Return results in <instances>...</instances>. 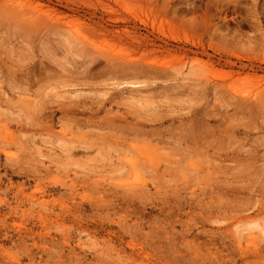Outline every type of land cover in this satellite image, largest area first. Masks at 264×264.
<instances>
[{
    "label": "rangeland",
    "instance_id": "1",
    "mask_svg": "<svg viewBox=\"0 0 264 264\" xmlns=\"http://www.w3.org/2000/svg\"><path fill=\"white\" fill-rule=\"evenodd\" d=\"M0 264H264V0H0Z\"/></svg>",
    "mask_w": 264,
    "mask_h": 264
},
{
    "label": "bare ground",
    "instance_id": "2",
    "mask_svg": "<svg viewBox=\"0 0 264 264\" xmlns=\"http://www.w3.org/2000/svg\"><path fill=\"white\" fill-rule=\"evenodd\" d=\"M43 5V4H42ZM38 7V6H37ZM43 7V6H42ZM39 8V7H38ZM23 9V8H22ZM24 12H25V10H23ZM75 22V21H74ZM72 25V24H71ZM73 25H75V26H78L77 24H73ZM73 25H72V27H73ZM82 26V25H81ZM80 28V27H79ZM74 31V30H73ZM76 31V33H78V34H80V36H82V34H81V30L80 29H76L75 30ZM79 36V37H80ZM82 37H84V35L82 36ZM87 40V42H89V39H86ZM85 40V41H86ZM107 40V39H106ZM97 42H100V41H97ZM90 43L91 44H93L94 46H95V49L97 48L98 50H99V48L97 47V43L95 42V41H90ZM99 44V43H98ZM103 45H106V44H103ZM108 45V44H107ZM107 45H106V47H107ZM110 46V45H109ZM105 47V46H104ZM110 48V47H109ZM101 49H102V46H101ZM103 50V49H102ZM102 50H100V51H102ZM114 50V49H113ZM106 52L105 53H109V56H110V53H112L111 52V49H110V52H108L109 50L107 49V50H105ZM106 55V54H105ZM120 55V54H119ZM119 55H116L117 57L119 56ZM111 57V56H110ZM122 57V56H121ZM112 58V57H111ZM119 58V57H118ZM122 58H124V57H122ZM116 59V58H115ZM200 63H202V62H200ZM204 65H206V64H204ZM208 65V64H207ZM132 161V160H131ZM132 165H135L134 163H133V161L132 162H130ZM135 163H136V161H135ZM128 164V163H127ZM130 165V164H129ZM136 170V169H135ZM138 175V174H137ZM136 180H137V178H135ZM253 234H251V236H250V238H252L253 240H254V236H252Z\"/></svg>",
    "mask_w": 264,
    "mask_h": 264
}]
</instances>
